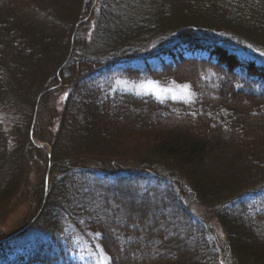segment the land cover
I'll use <instances>...</instances> for the list:
<instances>
[{"label": "trees", "instance_id": "obj_1", "mask_svg": "<svg viewBox=\"0 0 264 264\" xmlns=\"http://www.w3.org/2000/svg\"><path fill=\"white\" fill-rule=\"evenodd\" d=\"M261 53L264 0H0V264H264Z\"/></svg>", "mask_w": 264, "mask_h": 264}, {"label": "rangeland", "instance_id": "obj_2", "mask_svg": "<svg viewBox=\"0 0 264 264\" xmlns=\"http://www.w3.org/2000/svg\"><path fill=\"white\" fill-rule=\"evenodd\" d=\"M135 85V86H134ZM120 86L124 88L127 91L135 92L138 94H152L156 96L159 99H174V100H180L185 102H191L194 99L193 93L189 90V88L186 85H172L169 87H161L153 82H145L140 84H128L125 82H120ZM170 97V98H169ZM66 99V93H59L55 95L50 103L49 110H47V113L44 116V119L38 121H35L34 127L38 129V133H41L44 138H49L50 133L52 130L57 128V124L54 125L53 119H55V122L57 123L58 116L60 111L62 110L64 101ZM54 127V128H53ZM34 136V135H33ZM34 143H36L38 146L47 147L49 149L50 145L47 144V142L43 143L42 145L37 138H33ZM212 160V159H211ZM214 165L217 164V162H213ZM34 178L31 180L32 182L37 180V177L35 174H33ZM29 209L24 206H18L14 209H12L11 214L8 215L6 218L3 227H0V233L2 231L9 233L13 232L14 230H17L18 228L22 227L23 221L27 216H29ZM193 211L196 215H198L201 218H207L209 221V224L211 228L213 229V232L216 234V236L219 238V241L223 243V246L225 244V237H224V231L217 220L212 218L211 214L208 213V210H206L205 207L198 204V202H194L193 204ZM181 233V232H179ZM257 235L261 237L264 234L263 230L256 231ZM100 255V254H99ZM97 264H106V258L102 255L98 256V263Z\"/></svg>", "mask_w": 264, "mask_h": 264}, {"label": "snow or ice", "instance_id": "obj_3", "mask_svg": "<svg viewBox=\"0 0 264 264\" xmlns=\"http://www.w3.org/2000/svg\"><path fill=\"white\" fill-rule=\"evenodd\" d=\"M262 55H264V53H261Z\"/></svg>", "mask_w": 264, "mask_h": 264}]
</instances>
